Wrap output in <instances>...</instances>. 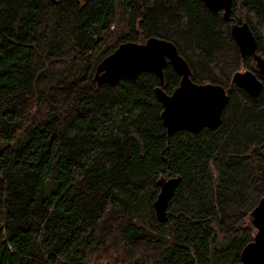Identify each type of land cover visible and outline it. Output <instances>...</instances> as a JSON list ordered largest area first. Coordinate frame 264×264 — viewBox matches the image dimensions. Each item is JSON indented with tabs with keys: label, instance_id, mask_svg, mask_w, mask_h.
Wrapping results in <instances>:
<instances>
[{
	"label": "trees",
	"instance_id": "obj_1",
	"mask_svg": "<svg viewBox=\"0 0 264 264\" xmlns=\"http://www.w3.org/2000/svg\"><path fill=\"white\" fill-rule=\"evenodd\" d=\"M231 18L202 0H0V264L241 262L264 198V80L256 98L231 85L255 70L231 27L247 22L264 57V0H234ZM152 37L194 83L227 90L217 129L168 134L156 89L182 79L169 63L164 82L97 84L120 44Z\"/></svg>",
	"mask_w": 264,
	"mask_h": 264
},
{
	"label": "water",
	"instance_id": "obj_2",
	"mask_svg": "<svg viewBox=\"0 0 264 264\" xmlns=\"http://www.w3.org/2000/svg\"><path fill=\"white\" fill-rule=\"evenodd\" d=\"M88 1V0H83ZM207 9L222 13L227 21H232L234 0H202ZM231 34L242 59L252 58L255 70L237 72L232 76L231 85L243 88L252 97H257L263 89L264 57L258 53V41L247 22L234 24ZM168 63L182 76L179 87L169 95L157 88L158 99L163 105L161 118L169 135L180 131L198 133L202 129H217L221 124L224 109L228 103L227 90L216 84H197L186 60L170 41L152 37L144 44L124 42L98 65L95 81L98 85H115L123 78H135L141 73L156 74L164 82V69ZM178 179L163 184L155 208L158 219L166 220L167 200L172 196ZM252 224L257 233L252 242L241 253L239 264H264V198L252 212Z\"/></svg>",
	"mask_w": 264,
	"mask_h": 264
},
{
	"label": "rangeland",
	"instance_id": "obj_3",
	"mask_svg": "<svg viewBox=\"0 0 264 264\" xmlns=\"http://www.w3.org/2000/svg\"><path fill=\"white\" fill-rule=\"evenodd\" d=\"M128 27H129V22L127 21V16L125 15H123V18H122V22H121V25H120V28L124 31V32H128ZM137 32L138 33H141L140 32V30L139 29H137ZM247 70H249V69H247L245 66L243 67H241V69L239 68L238 69V71L237 72H244V71H247ZM237 72H235V73H237ZM234 73V74H235ZM233 74V75H234ZM249 94V93H248ZM250 95V94H249ZM251 96V95H250ZM254 98V97H253ZM256 98V97H255Z\"/></svg>",
	"mask_w": 264,
	"mask_h": 264
}]
</instances>
